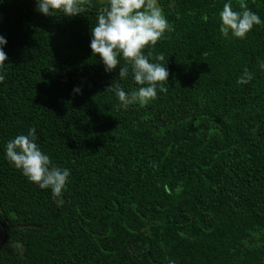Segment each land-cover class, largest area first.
Listing matches in <instances>:
<instances>
[{"label": "trees", "instance_id": "trees-1", "mask_svg": "<svg viewBox=\"0 0 264 264\" xmlns=\"http://www.w3.org/2000/svg\"><path fill=\"white\" fill-rule=\"evenodd\" d=\"M157 2L171 30L144 51L165 57L167 91L125 107L108 87H141L131 68L90 48L108 2L49 17L0 0V264H264V23L225 38L219 13L241 0ZM244 2L264 21V0ZM32 127L70 170L60 206L6 157Z\"/></svg>", "mask_w": 264, "mask_h": 264}, {"label": "clouds", "instance_id": "clouds-1", "mask_svg": "<svg viewBox=\"0 0 264 264\" xmlns=\"http://www.w3.org/2000/svg\"><path fill=\"white\" fill-rule=\"evenodd\" d=\"M35 2L36 10L44 16L63 14L73 17L87 11L86 5H90L91 0ZM239 8L241 11H234L231 3H225L219 13V31L225 38L231 32L233 37L245 39L254 26L264 23L244 0H241ZM96 19V25L91 28L90 48L93 56L99 55L106 72L116 69L123 58L125 66L119 68V77L126 78L130 67L134 82L141 86L129 93L119 85L109 86L121 104L125 107L132 104L146 106L157 98L158 87L160 92H166L164 85L168 83L169 71L165 66L167 62L162 63L165 57L163 54L154 56L152 50L147 54L144 51L154 48L164 33L171 30L157 0H108V5L100 9ZM6 43V39L0 36V68L7 60L2 47ZM260 67L264 69V64ZM253 78V73L245 68L237 83L247 84ZM4 79V75H0V83ZM79 91V88L74 89V92ZM36 140L35 128H29L27 135H17L7 143L6 157L30 182L40 189H50L60 206L64 203L62 195L69 181L70 170L54 165Z\"/></svg>", "mask_w": 264, "mask_h": 264}, {"label": "water", "instance_id": "water-1", "mask_svg": "<svg viewBox=\"0 0 264 264\" xmlns=\"http://www.w3.org/2000/svg\"><path fill=\"white\" fill-rule=\"evenodd\" d=\"M6 243V233L4 231V234H3V239H2V242L0 243V251L2 249V247L4 246V244Z\"/></svg>", "mask_w": 264, "mask_h": 264}, {"label": "rangeland", "instance_id": "rangeland-1", "mask_svg": "<svg viewBox=\"0 0 264 264\" xmlns=\"http://www.w3.org/2000/svg\"><path fill=\"white\" fill-rule=\"evenodd\" d=\"M96 1H98L99 3H106V2H108V0H96ZM0 22H1V16H0Z\"/></svg>", "mask_w": 264, "mask_h": 264}]
</instances>
